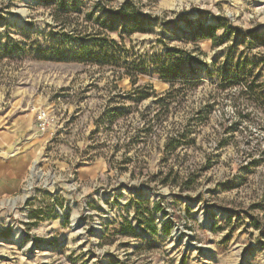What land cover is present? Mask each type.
I'll return each instance as SVG.
<instances>
[{"label": "rangeland", "instance_id": "rangeland-1", "mask_svg": "<svg viewBox=\"0 0 264 264\" xmlns=\"http://www.w3.org/2000/svg\"><path fill=\"white\" fill-rule=\"evenodd\" d=\"M57 3L0 0V141L31 144L7 158L18 182L0 197V264H264V113L233 103L241 87L217 89L232 73L264 82V0H66L77 6L69 37ZM122 7L130 21L116 16ZM200 24L221 25L215 42L194 36ZM106 36L120 63H145L136 86L124 70L45 55L104 47ZM158 58L200 85L146 136L156 99L139 102L136 91L170 89L154 75ZM206 105L196 143L165 164L168 135ZM40 111L52 118L45 134ZM171 167L199 178L184 192L156 182Z\"/></svg>", "mask_w": 264, "mask_h": 264}, {"label": "trees", "instance_id": "trees-1", "mask_svg": "<svg viewBox=\"0 0 264 264\" xmlns=\"http://www.w3.org/2000/svg\"><path fill=\"white\" fill-rule=\"evenodd\" d=\"M54 1L57 0H40V2L48 4L49 7H51V3ZM65 2L66 0H58V3L56 4L57 6L52 9V16L54 17L55 22L59 24L58 27L64 31L65 36L69 37L67 30H70L72 26L68 20L77 10V6ZM125 11L126 7L120 8L116 16L122 18L123 20L130 21V18H128V15ZM102 27L109 32H114L116 30L113 26L106 27V25H102ZM220 29V24L206 27L200 24L198 30L193 32V34L194 36H197L200 32H202L203 39H211L215 42L217 33ZM96 34L98 36L103 35V33L100 32H97ZM108 38L109 37L106 36V38L102 41L105 42L104 47L81 46L78 50L73 51L72 53H62V51H55V49H51L46 51L45 55H51L55 53V57L60 58V63H78L84 66L89 65L97 66L99 68H111L112 70L116 71L124 70L123 75L128 76L131 79L132 85L136 86L138 84L139 76L146 75L147 73L145 63H120V59L117 55V53H119V49H117L116 42L113 40L109 41ZM197 52H200L199 48L197 49ZM38 54L39 55L36 57V59L41 61L48 60V57H43L42 51L38 52ZM167 55L173 57L175 55H187L188 63L194 60L192 54L185 51L168 52ZM161 60L162 58L157 59L158 63L156 65L157 67L154 75L158 76L161 82L168 84L170 89L161 95H157V93L153 91L152 87H139L136 91V96L139 102H143L152 98L156 99L153 108L158 112L155 114L153 119L148 122L149 127L145 130L146 136L152 133L155 126H162L169 120L172 111L171 108L173 104L177 102L178 98H181L184 93L188 94L189 91L197 89L200 85V82L197 79H191L190 76H186V74L183 72L182 63L172 61L171 59H167V61L162 63ZM240 75L242 76L238 77V74L232 73L229 78L223 80L220 85L217 86V89L221 91H227L235 87H241L238 95L232 99L233 103L240 106V101H242V104L246 105V107H252L264 113V82L259 84L257 80H254L246 73H242ZM211 108L212 107L210 105L202 107L199 111H197L196 119H190L187 121V124L182 127L181 131L170 133V135H168L164 144V150L162 151V161L165 164H167L172 158L176 160L179 159V156H177L179 149L184 150L196 143V138L192 137L195 134L194 128L198 125V123L204 124L208 121ZM245 118L249 119L250 115H246ZM228 130L230 129H225V131ZM226 145H228L227 142L221 144V148L225 147ZM154 178L156 182L162 186L179 187L180 191L184 192L185 190H190V187L197 182L199 177L195 173L189 172V175L186 178H183L181 176V171H175L171 167L167 173L160 172ZM160 210L161 206L157 204L155 211L159 212ZM135 217L138 225L142 226L143 223L140 221L139 217L137 215ZM125 222L131 232L135 234V229L132 227V224H130L127 220H125ZM149 228L153 233L156 231L155 227L153 226L152 219Z\"/></svg>", "mask_w": 264, "mask_h": 264}, {"label": "crops", "instance_id": "crops-1", "mask_svg": "<svg viewBox=\"0 0 264 264\" xmlns=\"http://www.w3.org/2000/svg\"><path fill=\"white\" fill-rule=\"evenodd\" d=\"M23 134L24 133H20L18 135ZM19 139H21V136L18 139L14 138V140L10 138L9 140L7 139L8 141H0V155H3V158L6 159V161H3L4 159L2 158V161H0V197H2V195H10L11 193H13L12 191L15 188L14 185L17 184L16 182H18L14 180L13 177L11 178L9 176L8 171L11 169L12 162H7V158L13 155V153L17 150H20V153H18L17 155L20 157L17 160H20L22 158V155H24L25 153L30 154L31 144H22V146H19L17 144Z\"/></svg>", "mask_w": 264, "mask_h": 264}, {"label": "built area", "instance_id": "built-area-1", "mask_svg": "<svg viewBox=\"0 0 264 264\" xmlns=\"http://www.w3.org/2000/svg\"><path fill=\"white\" fill-rule=\"evenodd\" d=\"M37 129L40 134H45L51 126L52 118L48 111H40L37 114Z\"/></svg>", "mask_w": 264, "mask_h": 264}]
</instances>
